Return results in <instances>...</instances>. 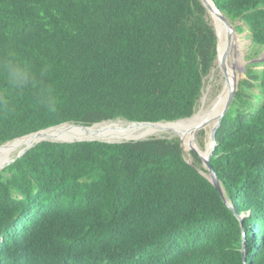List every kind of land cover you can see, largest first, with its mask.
<instances>
[{"label":"trees","instance_id":"trees-1","mask_svg":"<svg viewBox=\"0 0 264 264\" xmlns=\"http://www.w3.org/2000/svg\"><path fill=\"white\" fill-rule=\"evenodd\" d=\"M214 1L263 51L264 0ZM208 16L202 0H0V146L190 118L218 57ZM246 71L212 157L234 208L177 139L43 141L0 169V264H264V62Z\"/></svg>","mask_w":264,"mask_h":264},{"label":"bare ground","instance_id":"bare-ground-1","mask_svg":"<svg viewBox=\"0 0 264 264\" xmlns=\"http://www.w3.org/2000/svg\"><path fill=\"white\" fill-rule=\"evenodd\" d=\"M211 3L212 0H206ZM214 19V25L219 36L220 54L219 60L224 59L227 46L229 54L225 57L227 65L226 82L221 94L211 104L190 118L173 122H160L157 124H133L124 121L106 122L95 125L92 128L78 126H59L33 133L24 137L7 142L0 147V169L5 167L17 155L23 153L27 148L35 145L42 140L54 141H73L75 139L85 140H109L123 141L132 139H143L154 135L174 132L181 136L183 145L187 149L197 148L203 156H208L213 142L211 132L223 111L231 89L235 81L241 77V62L244 60L245 51L243 42L233 28L232 24L227 23L220 15L210 11ZM225 65V64H224ZM207 131V141L205 148L198 142L197 134L199 130Z\"/></svg>","mask_w":264,"mask_h":264},{"label":"rangeland","instance_id":"rangeland-1","mask_svg":"<svg viewBox=\"0 0 264 264\" xmlns=\"http://www.w3.org/2000/svg\"><path fill=\"white\" fill-rule=\"evenodd\" d=\"M208 19H209L210 23L215 28L214 19L210 13H209ZM239 25L243 26V30L238 31V34L241 36L242 39H244L246 41L245 48H244L245 57H244V60L241 62V67H240L242 78H240L239 81L241 82L243 79L247 78V74H246L247 71L246 70H247V65L249 63L259 62L260 60H261V62H264V50L257 53V55H254V54L250 55L249 51H250L251 44H250V38H249V31H248L247 27L244 26L243 24H239ZM215 30H216V28H215ZM224 64L227 68L226 63L223 60L220 61L219 57H217V59L215 61V65H214L211 73L205 78L204 91H203L201 98L199 99V101L197 103L195 113L199 112L200 110H202L204 108H207L211 104V102H213L223 91V88H224L223 85H225V82H226V73L223 69ZM255 68L262 69L263 66L260 67L259 65H257ZM253 91L256 93L259 92L257 87H254ZM253 101L255 102L256 100L254 99ZM233 108H235V106H233ZM153 137L177 139L181 144L184 157L188 162L194 164L199 169H206L207 168L205 163L203 162L201 156L199 155V153L197 151L198 149L196 147L195 148L197 150H195V148L187 149L183 145V141H182V138L180 135H178L174 132H166L164 134L154 135V136H150V137L143 138V139H149V138H153ZM207 137H208L207 131L205 129L199 130V132L197 134V139H198L199 144L203 148H205V146H206ZM75 140H85V139H75ZM140 140H142V139H140ZM193 152H196L199 155L201 161L197 160V158H195V156L193 155ZM208 175L210 176V173H208Z\"/></svg>","mask_w":264,"mask_h":264},{"label":"water","instance_id":"water-1","mask_svg":"<svg viewBox=\"0 0 264 264\" xmlns=\"http://www.w3.org/2000/svg\"><path fill=\"white\" fill-rule=\"evenodd\" d=\"M202 2L206 6V8H207L209 13H210V11H213L214 13L220 15L227 23L232 24V21L217 7V5L215 4L214 0H212L211 3H208L206 0H202ZM232 25H233L234 30L236 32H238L237 26L234 25V24H232ZM216 33H217V31H216ZM217 36H218V33H217ZM251 43H252V41L250 40V44ZM229 50H230V48H229V46H227V48L225 50V54H224V59H223L224 62H225V57L229 54ZM219 54H220V43H219V36H218V57H219ZM223 69H224L225 73H227V68H226L225 65H224ZM239 83H240V81H238V80L235 81L234 87L230 91V94H229L228 99L226 101L225 107H224L223 111L221 112V114L219 115V119H218L217 123L215 124L214 128L212 129L211 139H212V142H213V147H212L210 153L208 154V156H203L195 148V150L198 151L199 155L201 156L203 162L205 163V165L207 167L206 169H198V170L214 184V186L218 189V191L220 192L222 198L224 199V201L228 204V206L230 208H234L233 204H232L231 200L228 199L226 191H225V188H224V185L221 182V179L219 178V176H218V174H217V172H216V170L214 168V165L212 163V157H213L214 152H215L216 147H217V132H218V129L221 127L223 118L225 117V115L229 111V109H230V107H231V105H232V103H233V101L235 99L236 92L239 89ZM119 120L127 122V123H133V124H157V123H160V122L153 123V122L128 121V120L119 118V119H115V120H108V121L95 123L92 126H84V125L75 124V123H63V124H60V125H57V126H53V127H50V128H56V127L65 126V125L72 126V127L73 126H78V127H83V128H92V127H94L95 125H98V124H103V123H106V122H115V121H119ZM50 128H47V129H50ZM44 130H46V129H44ZM41 131H43V130H40V131H37V132H34V133H39ZM95 140L102 141V142H109V143H122V142L130 141V140L109 141V140H101V139H95ZM132 140L137 141L136 139H132ZM138 140H140V139H138ZM142 140H144V139H142ZM43 141H54V140H42L40 142H43ZM75 141H94V140H73V141H54V142H75ZM40 142H38V143H40ZM38 143H36L35 145H32L31 147L27 148L23 153L19 154L16 158H14L12 161H10L8 164H6L5 167L10 165L11 163L15 162L18 158L22 157L29 149H31L32 147L36 146ZM3 145H1L0 147H2ZM190 164H192V163H190ZM5 167H3V169ZM2 170L0 171V173L2 172ZM208 173H210V176L208 175ZM244 250H245V247H244Z\"/></svg>","mask_w":264,"mask_h":264}]
</instances>
